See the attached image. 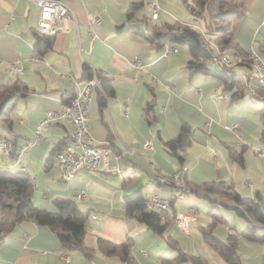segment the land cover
<instances>
[{"label": "crops", "instance_id": "obj_1", "mask_svg": "<svg viewBox=\"0 0 264 264\" xmlns=\"http://www.w3.org/2000/svg\"><path fill=\"white\" fill-rule=\"evenodd\" d=\"M64 1L73 18L64 19L63 28L51 34L52 46L38 52L35 26L39 6L33 0H0V87L11 84L16 77L27 86L25 93L13 99L10 108L14 133L0 136L17 146L26 140L34 141L36 125L47 112L59 108L60 99L79 88L68 74L86 79L84 66L88 65L106 73L112 93L103 106L97 90L87 122L95 143L111 148L110 167L118 166L122 171L80 170L70 179L63 178L53 151L66 143L73 125L62 118L45 123L43 139L19 157L4 155L0 147V170H23L32 177L34 204L55 210V198L69 197L88 214L85 244L94 248V254L88 257L61 243L51 227L24 220L0 246V264H172L165 258L175 257L177 251L167 244L165 237L126 215V196L141 190L147 199L154 194L169 196L172 190L170 184L154 177L148 163L162 172L182 171L191 187L183 198L173 199L168 208L173 213L195 208L196 219L190 222L188 234L180 230L175 220L166 231L189 247L186 250L181 246L190 253L199 254L195 249H205L198 227L214 219L209 212L212 203L192 186L213 180L232 182L242 197L253 199L264 213V147L259 141L264 107L257 106L264 104V99L249 93L234 97V92L224 90L214 76L203 71L191 72L187 67L191 59L187 44L168 43L178 50L165 54L167 44L157 46L153 36H149L151 30L144 36L132 29L133 22L144 26L141 19L152 13L149 3L159 0ZM134 1L143 6L130 19L128 8ZM246 3V13L233 24L232 40L227 47L236 61L241 59L237 46L251 51L264 37V0ZM161 11L167 15L165 21L174 18L196 27L218 51L220 36L211 31L207 14L198 15L189 9L190 13L182 17L160 6L155 21L161 17ZM97 15L101 22H92ZM37 53L41 60L30 59ZM137 55L141 56L143 67L133 64ZM18 58L24 67L21 74L13 68ZM240 70L244 83L246 72ZM153 101L154 110L147 117L144 109ZM184 121L191 125L192 134L180 160L167 149L165 141L179 134ZM232 124H237V131L228 128ZM147 139L152 141V150L144 148ZM234 152H242L243 163L232 157ZM81 191L84 195L78 197ZM222 209L216 212L220 221L215 234L221 239L230 234L238 236L242 264H264V241L242 235L248 220L235 209ZM99 237L114 243L127 242L129 260L103 253L98 247ZM217 264L231 263L219 259Z\"/></svg>", "mask_w": 264, "mask_h": 264}, {"label": "trees", "instance_id": "obj_2", "mask_svg": "<svg viewBox=\"0 0 264 264\" xmlns=\"http://www.w3.org/2000/svg\"><path fill=\"white\" fill-rule=\"evenodd\" d=\"M187 2L189 1L187 0ZM191 5H194L201 15L208 14L211 31L220 36L218 51L209 45V40L203 36L200 30L179 20L157 24L154 22L155 19L147 16L141 19L144 21V26L133 22L131 28L144 36H147V30H151L149 36H153L159 47H164L168 43L187 44L191 54L187 67L191 72L203 71L214 76L221 82L224 90L234 92V97L247 93L244 90V83L240 79V69L245 70L246 75L252 70L253 60L250 51L237 46L236 52L241 56V59L236 61L234 58L235 64L231 70L222 62H219L214 67L206 64V60L214 55L230 53L227 47L232 40L233 24L246 13V0H192ZM142 6V2H132L128 8L129 18H134L135 13ZM38 35L39 38L36 45L38 52H43L52 46L51 35L40 33ZM256 50L264 58V37L257 42ZM95 71L102 84V91H99V94L101 103L105 106L106 98L112 93V88L107 76L102 71ZM92 76L93 69L85 65L84 77L90 78ZM0 91L2 92L0 95V135L4 133L13 134L14 129L10 117V108L13 99L17 95L25 93L27 86L20 78L16 77L11 84L1 86ZM259 92L264 94V91L260 89ZM255 97L259 98L258 96ZM154 106V101L148 103L144 109L145 116H149L154 110ZM191 134V125L185 121L182 122L179 134L165 141L167 149L180 160H183L182 154L188 146ZM259 139L264 147V120ZM60 145L54 149L53 156L63 146ZM231 155L235 160L243 163L244 156L242 152H234ZM192 188L210 200L212 208L209 212L214 216L213 221L209 224L199 225V235L223 259L231 264H242L238 253V236L230 234L227 239H221L215 234V227L220 221L216 216V212L220 207L235 209L249 222L242 235L250 240L262 239L264 241V236L263 238L261 236L264 234V213L258 203L253 199L242 197L232 182L213 180L203 182L199 186H192ZM34 190V181L25 171L17 169L0 170V246L5 242L7 235L19 223L24 220H32L38 224L51 227L55 230L61 243L70 248L78 249L86 256L91 257L94 254V248L85 244L88 214L83 212L77 203L69 197L61 196L55 198V210H48L44 206L36 205L33 203ZM145 200L141 190L126 196V215L136 218L148 228L165 237L167 244L177 251L175 257L165 258L167 262L172 264H184L187 262L190 264H210L204 255L184 250L175 237L166 233L176 213H173L170 209L161 211L149 209L145 204ZM98 247L103 253L117 255L124 261L130 258V247L127 242L114 243L106 238L99 237Z\"/></svg>", "mask_w": 264, "mask_h": 264}, {"label": "built area", "instance_id": "obj_3", "mask_svg": "<svg viewBox=\"0 0 264 264\" xmlns=\"http://www.w3.org/2000/svg\"><path fill=\"white\" fill-rule=\"evenodd\" d=\"M39 6V16L35 26V30L44 35H51L59 32L63 27L64 19L73 18V12L69 5L64 0H33ZM192 2V0H188ZM149 6L152 10L151 17L156 19L159 14L160 5L157 1H151ZM101 16L97 15L92 19L94 23L101 22ZM90 34H93L90 31ZM178 47L174 44H167L165 54L175 52ZM253 60V68L244 82V90L251 94L264 99V94L259 92V89L264 91V58L256 50L250 51ZM33 60H41L42 56L37 53L30 57ZM222 62L229 70L234 67L235 61L230 53L214 55L206 60L209 66H216ZM20 58L13 62V68L19 74L24 72V67L21 65ZM135 66L143 67L141 56L137 55L134 58ZM74 79V82L79 85V88L66 99H60L59 108L50 109L46 116L36 125L35 140H26L21 145H15L14 142L6 137L0 136V147L6 156L16 155L21 156L23 152L28 150L36 141L43 139L42 127L45 123L57 119H65L73 125V129L66 143L59 148L54 155L61 176L65 179L72 178L80 170H92L99 172L116 171L121 173L122 169L118 166L110 167L109 155L111 148L108 145H99L95 143V138L92 135L88 120V114L91 101L93 100L97 90L102 91V84L99 80L96 71L93 70V76L86 79L74 78L72 73L68 74ZM105 76L106 73H104ZM170 86V85H168ZM237 124L228 126L230 130L237 131ZM144 148L147 150L153 149V144L150 139L144 143ZM149 168L155 178L164 181L172 186L169 196L154 194L145 200V204L149 209L167 210L173 199H181L191 189L190 185L182 176V171L162 172L152 163H148ZM186 170V167H183ZM84 192L78 193V197H82ZM197 212L195 208L189 207L186 212H177L174 220L180 230L188 234L189 224L196 219ZM96 217V215H93ZM230 229L229 226H227ZM231 230V229H230ZM143 253L145 251L142 250Z\"/></svg>", "mask_w": 264, "mask_h": 264}, {"label": "rangeland", "instance_id": "obj_4", "mask_svg": "<svg viewBox=\"0 0 264 264\" xmlns=\"http://www.w3.org/2000/svg\"><path fill=\"white\" fill-rule=\"evenodd\" d=\"M158 2H159V4H160L161 7L166 8L168 11L173 12L177 16L185 17V14L187 12L190 13L189 12V7L187 6V2H184V0H159ZM189 3H191V2H189ZM146 9H147L148 13L150 14V9L147 8V7H146ZM166 16L167 15H165L161 11V17L159 19H157L156 21H154V22L157 23V24H160V23H163V22H173V21H176V19H174V18L171 19L170 21H165V17ZM190 20L192 22L193 21V18L190 17ZM152 24H153V21H152ZM179 45H181V44H179ZM241 78L243 79V76H241ZM257 104H258L257 106H259V107H264V104L263 103H257ZM259 141H260V139H259ZM221 210H224V209H222V207H221ZM233 211L234 210L231 211L232 214L235 213ZM218 225L221 226V224H218ZM200 241H202L205 249L204 250L195 249L196 250V253H199V254L204 255L206 258H208L210 260V263L211 264H217V261L219 259H220V261H223V258L218 254V252L213 247H211L208 243H206L203 240H200ZM179 243H180V241H179ZM181 243H180V245L184 249H186V250L189 249V247H186V246H184ZM210 253H212V255ZM213 254L216 255V256L214 257Z\"/></svg>", "mask_w": 264, "mask_h": 264}, {"label": "water", "instance_id": "obj_5", "mask_svg": "<svg viewBox=\"0 0 264 264\" xmlns=\"http://www.w3.org/2000/svg\"><path fill=\"white\" fill-rule=\"evenodd\" d=\"M187 6L192 12H195L196 14H200V11H197L194 5H191V3L187 2Z\"/></svg>", "mask_w": 264, "mask_h": 264}]
</instances>
